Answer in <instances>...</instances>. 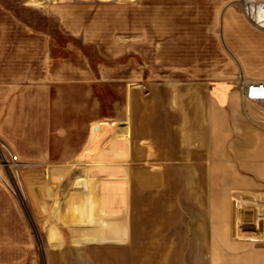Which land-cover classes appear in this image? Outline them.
<instances>
[{"label": "crops", "instance_id": "0c3cea01", "mask_svg": "<svg viewBox=\"0 0 264 264\" xmlns=\"http://www.w3.org/2000/svg\"><path fill=\"white\" fill-rule=\"evenodd\" d=\"M244 31L257 42L264 39ZM193 41L148 44L151 62L194 66L168 75L162 93L155 88L149 97L122 87L125 96L114 106H59L52 82L25 90V75L11 76L5 86L9 101L4 97L0 106V142L20 164L24 184L35 186L34 206H50L40 222L51 236L58 231L60 177L87 183L96 179L92 175H113L115 195L126 196L116 207L129 212L114 221L143 240L140 247L120 245L128 253L146 247L145 253L164 260L194 256L177 264H264V107L245 101L234 79L220 78L218 67L204 72L203 63L212 58L204 60L203 53L212 45L203 52L198 48L204 42ZM221 45L234 49L235 42L227 35ZM225 50L219 51L223 57ZM249 80L264 81V75ZM9 223L0 215V248L11 246L4 240Z\"/></svg>", "mask_w": 264, "mask_h": 264}, {"label": "rangeland", "instance_id": "374dc122", "mask_svg": "<svg viewBox=\"0 0 264 264\" xmlns=\"http://www.w3.org/2000/svg\"><path fill=\"white\" fill-rule=\"evenodd\" d=\"M246 1L264 3L0 0V106L4 97L9 101L5 86L18 73L25 75V90L52 82L59 106H114L116 99L125 96L122 87H135L143 98L154 94L155 88L162 93L168 75L186 72L194 66L189 62L148 60V44L161 48L170 39L183 45L189 40L203 41L204 47L198 48L203 52L210 42V52L203 53V58H212V62L203 63L204 72L216 66L220 78L234 79V85L241 90L242 79L249 81V75H264V39L257 42L250 32L240 33L244 26L264 37V28L255 26L247 17ZM227 35L234 39V49L222 47ZM241 35L243 40H239ZM221 49H226V57L219 52ZM217 57L220 62L215 64ZM19 165L0 142V215L10 218L6 224L10 228L9 238L4 240L11 244L0 248V264H177L181 258L183 263L194 261V256H167L164 260L162 254L145 253L150 250L146 247L140 248L144 253H128L123 246L131 243L140 247L143 240L140 234H127L126 223L114 221L116 214L125 216L129 212L126 207H116V200L121 202L126 196L124 192L115 195L113 175H92L96 179L87 183L71 175L60 177L54 208L59 217L58 231L51 236L44 229V222H40L50 213V206H34L36 188L24 184ZM50 186L51 182L48 189ZM46 193L50 196L49 190ZM47 194L43 193V198ZM116 230L118 242L114 237ZM117 247L121 249L116 250Z\"/></svg>", "mask_w": 264, "mask_h": 264}, {"label": "built area", "instance_id": "2783aa9c", "mask_svg": "<svg viewBox=\"0 0 264 264\" xmlns=\"http://www.w3.org/2000/svg\"><path fill=\"white\" fill-rule=\"evenodd\" d=\"M245 11H247V6L249 3L246 2ZM241 94L245 101L255 103L259 106L264 107V81H248L241 80Z\"/></svg>", "mask_w": 264, "mask_h": 264}, {"label": "bare ground", "instance_id": "6f19581e", "mask_svg": "<svg viewBox=\"0 0 264 264\" xmlns=\"http://www.w3.org/2000/svg\"><path fill=\"white\" fill-rule=\"evenodd\" d=\"M249 3L247 6V17L259 28H264V3ZM251 12V14H249ZM250 15V16H249Z\"/></svg>", "mask_w": 264, "mask_h": 264}]
</instances>
